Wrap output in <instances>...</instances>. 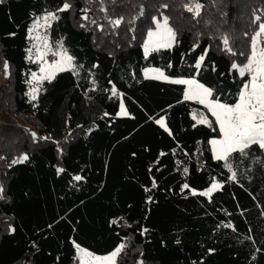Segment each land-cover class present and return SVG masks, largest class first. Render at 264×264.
I'll list each match as a JSON object with an SVG mask.
<instances>
[{
    "label": "trees",
    "instance_id": "16d2710c",
    "mask_svg": "<svg viewBox=\"0 0 264 264\" xmlns=\"http://www.w3.org/2000/svg\"><path fill=\"white\" fill-rule=\"evenodd\" d=\"M196 2L199 15L193 0H0V264H76L77 244H124L116 264H264V149L215 159L207 108L142 73L195 78L237 102L249 75L232 65L251 53L264 0ZM47 12L51 47L75 67L34 82L29 30ZM165 17L174 43L145 55L144 33ZM213 180L219 189L200 195Z\"/></svg>",
    "mask_w": 264,
    "mask_h": 264
},
{
    "label": "snow or ice",
    "instance_id": "6c2138e0",
    "mask_svg": "<svg viewBox=\"0 0 264 264\" xmlns=\"http://www.w3.org/2000/svg\"><path fill=\"white\" fill-rule=\"evenodd\" d=\"M69 7L70 5L65 3L61 11L68 9ZM186 7L195 15H199L202 5L196 2V0H193V3ZM49 17L53 20L57 18L53 13H49L46 17H44V20L47 22ZM85 19H87L86 16ZM260 19L261 18L259 16L256 17L257 21ZM113 23L119 25L121 21L116 20ZM156 23L158 29H163V32L158 34L160 39L165 41L163 44L158 43V47L170 46L167 41L174 39L175 33L170 27H168L167 17L164 18L163 23L160 21H157ZM152 35H154V33L150 32L149 36ZM262 35H264V22L259 23L258 31L252 37V53L248 57L247 64H245L243 67H239L236 64L232 65L233 69H238L242 76L246 73L249 74V79L241 89L237 103L234 105H227L220 103L218 100L207 102V107L209 108V111L212 112L213 116H215V123L218 125L220 131V137L218 139L209 141V143L213 146L214 158L217 160H228L231 154L236 151H239V153L242 155H246L245 150L253 144H259L261 148H264V47H261L259 50H257V45L260 43V37ZM228 43V39L225 38L224 45L226 49L228 48ZM53 54L62 57V61L66 63L69 68L74 69L75 66L72 64L73 58L67 55V51L63 49L62 44L59 46L58 51L54 52ZM200 59L203 60V57ZM62 61H53L49 67H55L58 71H64L65 68L62 66ZM4 70L7 74V62L4 64ZM40 71L42 73L45 71L43 66L41 67ZM32 75L37 80H43L51 79L54 73H49L48 76L40 77H37L36 73H33ZM161 76H163L162 73ZM164 79H167V77H164ZM178 82L195 85V89L191 90V94L189 91L185 92V99H191L194 96H202L203 98H200L199 102L204 104L206 97L211 95L210 89L205 88L203 85L197 84L195 80ZM29 83H31V81H29ZM30 91L32 93V95H30V99L35 100L37 98L35 95L37 88L33 87ZM112 91L113 95H115L116 89L114 86ZM121 108L123 109V104H121ZM193 118L196 119L197 124L208 123L207 117L203 116L202 114L199 119L196 118L195 114ZM157 123L162 127L165 126L163 123V118L158 120ZM24 160H27V156H22L19 160L13 161V163H21ZM225 167L231 171L232 164L226 163ZM185 172H187V169H185ZM235 178L236 173L232 172V175L229 177V179L234 180ZM75 179L80 180L81 177L77 176ZM184 187L187 188L188 185L185 184ZM219 187V183L213 180L211 187H209L205 192L200 193V195H211V193ZM113 223H116V221H113ZM227 226L231 227V225ZM124 247L125 245L121 244L117 246L113 252L104 256H99L89 252L86 249H82L78 244L76 245V248L78 249L77 255L78 258H80V264H116V258ZM81 253H83L84 256L90 258V260L85 261L81 256Z\"/></svg>",
    "mask_w": 264,
    "mask_h": 264
},
{
    "label": "rangeland",
    "instance_id": "374dc122",
    "mask_svg": "<svg viewBox=\"0 0 264 264\" xmlns=\"http://www.w3.org/2000/svg\"><path fill=\"white\" fill-rule=\"evenodd\" d=\"M49 13H51V12L43 13L40 16L36 17V19H34V21L31 24V27H30V30L31 31L29 30V34H30V37L32 39V50H31V54L33 55V58L39 63V69L34 72V73H36V76L37 77H40V76H48L49 73H54V75H55L56 73L60 72L55 67H49V65H51L53 61H56V60H61L62 61V57L53 54L54 52H56L58 50H55V49H53L51 47V45L49 43V40H48V37H47V34L45 32L46 28L50 25L51 21L53 20L50 17H49V19H48L47 22L44 20V17H46ZM163 20H164V18H153V21H152V23H153L152 26L153 27L147 29L146 32L144 33L145 36L142 39L141 45H142V49H143V52H144L145 55H147L150 51H152L154 49L171 47L172 44L174 43V39L175 38L172 39V40H168L167 41V43L170 44V46H159L158 47V43L163 44V43H165V41H163V40L160 39V36H159L158 33L163 32V29L162 28L161 29H158L156 22L157 21H160L161 23H163ZM168 27H170L169 24H168ZM150 32L154 33V35L149 36V33ZM261 47H264V35H262L260 37V43H258V45H257V50H259V48H261ZM146 52H147V54H146ZM251 53H252V43H251ZM251 53H250V55H251ZM67 55L70 56L68 53H67ZM247 62H248V59H247V61L243 65H240L239 67H243L245 64H247ZM42 66L45 69V71L43 73L40 71V69H41ZM62 66L65 68V70L71 69L63 61H62ZM157 70H159V71H157ZM142 73H143V76L146 77V78H155V79H158V80L170 81V82H175V83H179L178 81L195 80L197 82V84L203 85V84L199 83L195 78L171 77V76H168L161 69L156 68V67H147V68L143 69ZM161 73L163 74V76H161ZM164 77H167V79H164ZM7 78H8V72L6 74L5 73V70H4V72H1L0 73V88L3 87V84L7 82ZM32 80L34 82L42 81V80H37L36 78L33 77V75H32ZM43 80H45V79H43ZM179 84H182L183 87H184V93H183V98L184 99H185V92L186 91H189L190 94H191V90L195 89V85H189V84H184V83H179ZM204 87L207 88L206 86H204ZM201 92H202V90H201ZM36 94H37V92L35 93V95ZM200 98H203V97L202 96L201 97H195L194 96L193 98L186 99V100L199 102L200 101ZM208 101H216V100L212 99L211 98V95L208 96V97H206L205 103L202 104V105L205 106L207 108V110L209 111V108L207 107V102ZM220 103H222V102H220ZM227 105H234V104H227ZM209 113L213 116V114H212L211 111H209ZM119 114L120 115H125L126 114V111H125L124 107L122 109L121 106H120ZM213 117L215 118V116H213ZM163 123H164V119H163ZM219 137L212 138L211 140L218 139ZM210 147H211L212 155L214 157V154H213V146L211 144H210ZM211 185L209 187H211ZM219 185H220V183H219ZM209 187L201 190L200 192L201 193L202 192H205ZM206 196H209V195H206ZM81 248L82 249H85L83 247H81ZM89 252H91V251H89ZM77 254H78V249L76 248V261L75 262H76V264H80V258H78V255ZM93 254H95V253H93ZM107 254H109V253H107ZM107 254H95V255L104 256V255H107ZM81 256L84 258L85 261L90 260V258L84 256L83 253H81ZM116 260H117V258H116Z\"/></svg>",
    "mask_w": 264,
    "mask_h": 264
}]
</instances>
